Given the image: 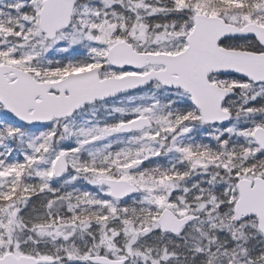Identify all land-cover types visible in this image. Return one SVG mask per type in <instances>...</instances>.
I'll return each instance as SVG.
<instances>
[{
	"label": "snow or ice",
	"instance_id": "1",
	"mask_svg": "<svg viewBox=\"0 0 264 264\" xmlns=\"http://www.w3.org/2000/svg\"><path fill=\"white\" fill-rule=\"evenodd\" d=\"M0 264H264V0H0Z\"/></svg>",
	"mask_w": 264,
	"mask_h": 264
}]
</instances>
